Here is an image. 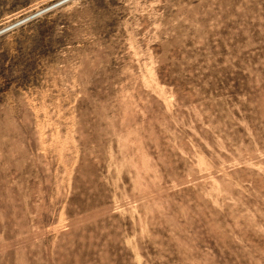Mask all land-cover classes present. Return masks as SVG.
Returning <instances> with one entry per match:
<instances>
[{
    "label": "rangeland",
    "instance_id": "374dc122",
    "mask_svg": "<svg viewBox=\"0 0 264 264\" xmlns=\"http://www.w3.org/2000/svg\"><path fill=\"white\" fill-rule=\"evenodd\" d=\"M56 2L0 0V264H264V0Z\"/></svg>",
    "mask_w": 264,
    "mask_h": 264
},
{
    "label": "bare ground",
    "instance_id": "6f19581e",
    "mask_svg": "<svg viewBox=\"0 0 264 264\" xmlns=\"http://www.w3.org/2000/svg\"><path fill=\"white\" fill-rule=\"evenodd\" d=\"M64 1H65V0H58V2H56V3H54V4L50 5V6H47L46 8H44V9H42V10L37 11L34 15L39 14V13H41V12H44V11H46L47 9L53 8V6H56L57 4H60V3L64 2ZM34 15H30L29 17H26V18L23 19V20H26V19H28V18H31V17H33ZM23 20H22V21H23ZM3 30H5V29H3ZM3 30H0V32H2Z\"/></svg>",
    "mask_w": 264,
    "mask_h": 264
}]
</instances>
